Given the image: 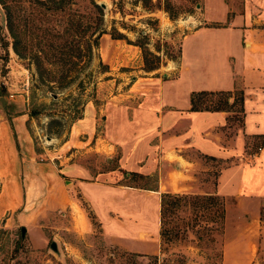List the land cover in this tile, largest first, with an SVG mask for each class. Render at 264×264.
I'll list each match as a JSON object with an SVG mask.
<instances>
[{
	"label": "rangeland",
	"instance_id": "374dc122",
	"mask_svg": "<svg viewBox=\"0 0 264 264\" xmlns=\"http://www.w3.org/2000/svg\"><path fill=\"white\" fill-rule=\"evenodd\" d=\"M92 1L100 14L93 10ZM74 2L69 9L66 3L51 0L47 5L61 7L46 10L30 0H18L22 9L14 20L18 54L12 49L0 9V90L5 92L0 98L8 103V116L0 108V122L9 127L17 152V161L4 180L6 186L0 178V205L9 203L6 196L15 200L0 215V264H219L227 237L224 215L222 223H215L223 205L217 195L218 204L182 206L184 211H178L174 222L169 220L164 229L177 226L182 231L187 225L186 233L174 238L170 232L162 243L154 192L113 193L82 181L78 187L92 212L74 189L65 195L72 202L52 203L68 190L69 177L77 174L92 180L101 173L98 181L155 188L153 170L141 175L128 169L139 167L149 153L147 142L157 134L154 125L161 105L152 103L153 112L136 113L132 124L124 120L123 110L134 108L146 87H151L154 97L157 90L166 91L176 71L181 40L197 24L194 16L200 9L199 0ZM72 10L79 13L89 31L79 44L72 42L71 48L64 46L71 39L64 31L69 28ZM29 14L34 15L32 19ZM185 61L188 65L191 61L188 50ZM237 96L234 91L228 99L233 111H238ZM209 99L203 107H213L225 96ZM113 108L119 111H111ZM239 116L236 113L229 121L237 124ZM115 133L123 142L121 168H116L117 150L110 147ZM249 142L244 152H258L260 141ZM199 157L210 166L197 170L194 182L213 187L218 169L227 162ZM107 196L127 205L115 226L100 214L102 197ZM97 220L111 236L103 239ZM21 227L25 228L22 237ZM258 232L249 264H264V208L259 213ZM51 240L58 253L49 249ZM229 258L228 263L233 264V257Z\"/></svg>",
	"mask_w": 264,
	"mask_h": 264
},
{
	"label": "crops",
	"instance_id": "0c3cea01",
	"mask_svg": "<svg viewBox=\"0 0 264 264\" xmlns=\"http://www.w3.org/2000/svg\"><path fill=\"white\" fill-rule=\"evenodd\" d=\"M199 4L200 9L194 16L197 24L181 40L176 71L168 80L166 91L157 90L154 97L151 87H146L134 108L123 110L124 120L132 124L136 113L153 112L152 103L161 105L154 125L157 134L147 142L149 153L139 167L127 168L141 175L153 170L157 176L155 188L98 181L101 173L92 180H84L77 174L69 177L68 190L65 188L66 192L52 203L67 205L72 202L65 195L74 189L92 212L78 187L82 181L113 193L147 190L157 196L161 192L214 194L223 201L227 237L221 247L219 264H229V257H233V264H249L255 254L259 213L264 208V0H199ZM185 50L190 51L189 65L185 61ZM196 91L241 92V122L232 124L229 121L234 114L232 111L189 110V96ZM111 140L110 147L117 150L116 168H121L123 142L116 133L111 135ZM253 140L260 141L259 151L244 152ZM199 156L227 162L218 169L213 187L194 182L195 172L210 166ZM16 161L17 152L9 127L0 122L2 186H6V174ZM66 167L73 170L71 166ZM76 167L86 170L79 165ZM7 201L4 207L0 205V215L15 205L14 198L6 196ZM101 204L100 214L113 226L118 214L127 208L109 196L102 197ZM98 224L103 239L107 234L111 236L107 228L99 221ZM156 224L158 226V200ZM84 227L88 231L90 224L87 222Z\"/></svg>",
	"mask_w": 264,
	"mask_h": 264
},
{
	"label": "trees",
	"instance_id": "16d2710c",
	"mask_svg": "<svg viewBox=\"0 0 264 264\" xmlns=\"http://www.w3.org/2000/svg\"><path fill=\"white\" fill-rule=\"evenodd\" d=\"M9 2L13 3V6H10L11 4H8L7 0H0V9L4 15L5 18V26L6 29L12 39V49L13 51L18 54V48L17 44L18 41L16 39V23L15 19L18 15V13L22 10L20 6H18L17 2L18 0H8ZM34 6H40V7H45L46 10H49L50 8H60V4L57 6H49L47 5L49 1L51 0H30ZM59 3H66V6L69 8L72 4H74V0H58ZM57 4V3H56ZM55 4V5H56ZM93 10L97 11L99 13L100 8L98 7L97 4H95L93 1L91 2ZM70 9V8H69ZM76 10H72L71 14L67 15L70 16V25L69 28H67L64 33H67L71 39L66 40L64 43V46H70L71 48L73 47V44H79L80 38L83 37L88 31H89V26L83 25L81 23L79 13H76ZM100 14V13H99ZM34 15L29 14L28 19H32ZM77 16V19H74V17ZM28 22V21H27ZM30 23V21H29ZM32 26V25H31ZM102 32V30H98V33ZM93 35V34H92ZM96 38V36L94 37ZM74 39V40H73ZM74 42V43H72ZM88 46H90V41H87ZM0 45H3L0 42ZM69 49L71 52L72 49ZM60 50V48H59ZM61 51V50H60ZM38 62L36 68H38ZM154 67H151L153 69ZM60 84V83H58ZM230 91H196V92H191L189 96V110L191 111H199V110H207V111H232L236 115L238 113L239 115L242 113V107H241V102H242V96L241 92L237 91L238 96H237V102H238V111H233L228 107V99L231 96ZM234 93V91H233ZM5 92L4 90H0V97L4 96ZM224 95L225 99L222 101H218L215 106L213 107H207V106H202L203 103L205 102H211L209 98L214 97V96H220ZM234 103V102H232ZM0 108L3 110L4 114L8 116L7 113V108H8V103L4 101V104L2 105L0 102ZM232 118V116H231ZM236 121L238 123L241 122V116L236 118ZM133 174H135L133 172ZM206 204H218V197L214 194H209V195H195V194H188V193H172V192H161L159 193L158 196V223H159V237L162 241L168 237L169 233L171 232L172 236L174 238H178L181 233L185 234L187 231V225L184 226V228L179 230L177 226H174L171 228V230H165L164 227L168 223V221L174 222L175 217L177 216L178 211H184L181 207L184 206V208H188V206L191 207H198L203 205V207H206ZM223 215H224V210H223V205L221 204L220 209H219V214L218 217L215 220V223H222L223 221ZM214 220V219H213ZM196 219H193V222H195ZM162 245V244H161ZM154 260H158L156 256L153 257Z\"/></svg>",
	"mask_w": 264,
	"mask_h": 264
},
{
	"label": "water",
	"instance_id": "95a60500",
	"mask_svg": "<svg viewBox=\"0 0 264 264\" xmlns=\"http://www.w3.org/2000/svg\"><path fill=\"white\" fill-rule=\"evenodd\" d=\"M100 6L101 7H103V4H100ZM0 102H1V104L3 105L4 104V100H3V98H0ZM24 232H25V228L24 227H21L20 228V234H21V237L24 235ZM49 249L50 250H52L53 252H55V253H58V250H57V245H56V243L53 241V240H51L50 242H49Z\"/></svg>",
	"mask_w": 264,
	"mask_h": 264
}]
</instances>
